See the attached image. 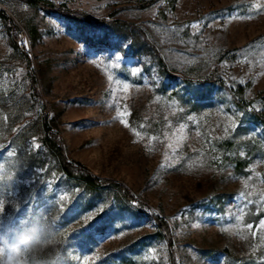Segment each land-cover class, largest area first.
<instances>
[{
	"label": "rangeland",
	"instance_id": "rangeland-1",
	"mask_svg": "<svg viewBox=\"0 0 264 264\" xmlns=\"http://www.w3.org/2000/svg\"><path fill=\"white\" fill-rule=\"evenodd\" d=\"M45 1L92 23L0 0V264H264V0Z\"/></svg>",
	"mask_w": 264,
	"mask_h": 264
},
{
	"label": "trees",
	"instance_id": "trees-1",
	"mask_svg": "<svg viewBox=\"0 0 264 264\" xmlns=\"http://www.w3.org/2000/svg\"><path fill=\"white\" fill-rule=\"evenodd\" d=\"M25 1L29 5L40 7L49 13H57V14L63 16L64 18H66L67 20L69 19V21H74V22H83L84 21L85 23H92L91 20L86 15L74 13V12L70 11L69 9H67L63 5L57 6L54 3L49 2V1H45V0H25ZM6 15L7 14H5V12L0 10V17L1 18H3L4 20L9 19ZM168 78L171 79V76H168ZM244 91H245V88L243 86H239L235 91L236 98L242 97ZM237 107L240 110H244V108L241 107V103ZM244 113L249 115L253 122H255L257 124H264V116L262 114L255 113V112H247V111H245ZM45 125H46V129H45L46 134L50 138V136L54 135V134L51 132V128L48 126L47 117L45 118ZM59 149H60V164L62 166L61 168L63 169L64 173L69 178L78 177L83 182H86V184L88 186L93 187V188H97V187H100L102 185H107V184L113 185V186H116L117 188H119L124 193V191L122 190V187L119 184L101 181L98 178H96L90 174H86V175L85 174H82V175L74 174L72 172V169H71L73 167L72 164L67 162V160L64 157V154L62 153L63 151L61 150V148H59ZM159 227L162 228V230H166V226H165V223L163 221H160ZM224 254L228 256V254L226 252H224Z\"/></svg>",
	"mask_w": 264,
	"mask_h": 264
},
{
	"label": "snow or ice",
	"instance_id": "snow-or-ice-1",
	"mask_svg": "<svg viewBox=\"0 0 264 264\" xmlns=\"http://www.w3.org/2000/svg\"><path fill=\"white\" fill-rule=\"evenodd\" d=\"M192 27H198V25L194 24V25H192ZM128 87H129V86H128L127 84H124V85H123V89H124L125 91H127ZM117 115L120 116V117H123L124 115H126V113H124V112H120L119 110H117ZM121 123L124 124L126 127L128 126V124H127V120H125V119H121ZM137 135H139V134H137ZM153 139H155V137H153ZM171 146H172V145L170 144L169 147H171ZM12 155H13V153H12V152H9V156H12ZM62 199H63V198H62ZM251 202H252V201H249V203H251ZM249 227H251V226H249ZM261 227L264 228V222H262Z\"/></svg>",
	"mask_w": 264,
	"mask_h": 264
}]
</instances>
